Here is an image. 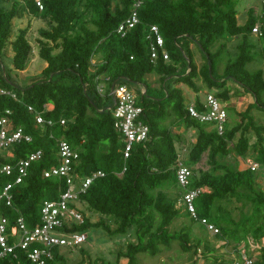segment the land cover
Masks as SVG:
<instances>
[{"label":"trees","instance_id":"1","mask_svg":"<svg viewBox=\"0 0 264 264\" xmlns=\"http://www.w3.org/2000/svg\"><path fill=\"white\" fill-rule=\"evenodd\" d=\"M238 1L142 0L138 23L121 36L118 25L129 16L134 0H43L42 9L29 0H0V88L8 92L0 93V117L7 115L13 127H22L31 135L30 141L21 140L9 148L12 155L1 151L0 163H14L36 150L42 152L39 159L31 162L22 182L12 185L11 205L0 197V213L9 223L22 216L27 227H34L39 222L42 202L57 198L67 188L64 176L43 174L60 165L58 141L64 139L78 154L73 170L76 181L94 171L104 173L79 193L77 206L84 219L74 224L73 230L85 232L88 227H96L112 236L132 230L135 240L117 255L126 258V264H139L138 253L155 255L174 240L183 251L201 253L204 258L211 256L213 264L232 262L234 258L213 254L215 249L208 242L192 238L189 226L169 229L181 216L198 223L178 205L185 192L176 178L183 149L182 131L178 129L184 127L185 131L193 130L195 139L183 158L193 171L190 187L205 188L194 200L197 215L218 229L216 237L234 245L244 242L250 257L253 254L248 243L252 238L258 244L254 261L264 264V244H259L264 237V189L259 181L264 176L244 163L249 158L264 162V123L251 114L252 109L264 112V72L246 68L256 57L264 63V30L256 34V41L251 40L255 35L251 28L258 15L250 7L245 21L239 24ZM25 13L48 23L38 29L37 38L38 56L45 66L19 85L8 76V70L26 69L32 45L27 28H19L12 36V20ZM151 25L159 28L168 59L159 55L151 61L146 37ZM232 38L240 41L231 57ZM189 42L201 51L203 62L199 66ZM8 46L11 57L6 55ZM149 73L158 75V88L147 84L145 75ZM198 80L226 103L227 121L222 134L187 111L189 101L180 84L196 92L194 102L199 106ZM114 81V86L133 83L145 87L136 95L142 107L141 118L149 128L148 137L135 143L126 159L122 154L123 137L114 127ZM244 94H250L252 102L237 111L231 98ZM231 112L237 116L233 123ZM38 113L53 123L36 124ZM204 154L207 167L197 174L194 165ZM12 180L0 174V194ZM233 197L251 206L249 213H243L238 220L223 202ZM93 215L98 216L96 221L91 220ZM79 249L83 252L82 247ZM52 252L49 264H68L61 248L55 247ZM239 253L237 248V257ZM83 263L81 258L79 264ZM0 264L33 263L18 247L0 256ZM101 264L120 263L102 260Z\"/></svg>","mask_w":264,"mask_h":264},{"label":"built area","instance_id":"2","mask_svg":"<svg viewBox=\"0 0 264 264\" xmlns=\"http://www.w3.org/2000/svg\"><path fill=\"white\" fill-rule=\"evenodd\" d=\"M14 1V0H4ZM21 2L25 0H19ZM34 5L42 9L43 0H29ZM261 7L256 11L258 19L251 28L253 34H261L264 30V0H260ZM142 5V0H134L132 10L129 16L118 25L117 32L123 36L130 28L138 23V9ZM149 41V52L151 61H155L159 55L163 59H168V54L164 49V38L156 25H151L146 35ZM5 89L0 88V93H6ZM8 93V92H7ZM111 94L114 99L113 115L114 127L123 137L122 154L123 158L129 157L132 147L135 143L146 140L148 137V125L142 120V107L137 103L136 93L125 84L113 86ZM50 107V106H48ZM29 110H33L28 106ZM187 111L190 116L203 123H209L216 129L218 134H222L227 121L226 103L216 97L215 93L208 91L201 105L189 101ZM8 114L9 111L6 110ZM36 124L51 125L52 120L45 119L42 114L36 115ZM60 122L63 124L64 119ZM21 140L30 141L31 135L25 133L22 127H13L11 119L7 116L0 117V152L12 155L9 148ZM58 151L61 163L44 171V176L61 175L64 176L67 188L55 199L44 200L40 206L39 222L34 227H27L22 216H19L15 223L10 224L9 219L0 213V256L14 252L15 248L20 247L27 252L28 258L33 264H49L53 258V249L55 247L74 248L86 240L84 231L73 230L74 224L83 222V215L77 206L78 195L84 192L91 181L104 173L100 170L94 171L84 179L75 180L76 174L73 172L74 163L78 157L77 152L64 139L58 141ZM41 150L30 153L26 158L18 161L0 163V174L11 176L13 180L7 182L0 194L5 199L7 205H11L10 190L12 185L22 182L27 175V169L32 161L41 157ZM245 164L251 170L259 172L264 176V162H258L253 159H247ZM125 169V168H124ZM123 169V170H124ZM193 175L192 168L183 162L179 156L176 178L180 188L184 189L179 203L183 205L184 210L189 217L196 219L207 231L217 233L218 229L207 219L197 215L194 200L201 194L205 188L190 187V178ZM11 241V242H10ZM228 264H256L253 257H250L244 250L240 251L239 256L234 258Z\"/></svg>","mask_w":264,"mask_h":264},{"label":"rangeland","instance_id":"3","mask_svg":"<svg viewBox=\"0 0 264 264\" xmlns=\"http://www.w3.org/2000/svg\"><path fill=\"white\" fill-rule=\"evenodd\" d=\"M253 7L257 10L260 9L261 4L260 0H239L237 4V9L239 10L238 13V23L242 24L246 19V11L248 8ZM12 36L18 31L19 28H27V37L32 45V55L31 59L26 67L25 70L17 72L14 69L8 70V76L11 80L19 85H23L29 77L38 75L41 70L45 66V61H43L38 56V29L42 27H47L48 23L45 19H41L35 16H32L28 13H25L20 18H14L12 20ZM231 45L229 46V56H234L236 53V43L240 41V38L231 39ZM251 40L256 41V35L251 37ZM185 43V47H186ZM191 51L194 54V58L196 60L197 65L199 66L203 62V58L201 57V51L194 45V43L189 42ZM6 55L12 56V51L10 47H7ZM228 55L224 56L225 61ZM95 62V59L93 60ZM223 66L220 64L218 69V73H221ZM246 68L250 71H255L257 69H263L264 72V63L258 57L254 58L251 62L246 64ZM145 79L149 87L151 88H158L160 85V80L158 75L155 73H149L145 75ZM197 83L201 86L199 90V95L204 99L206 93L209 91L206 87L203 86L201 80H198ZM142 84H128V87L132 89L135 93L141 89ZM183 94L188 101H193L195 98V93L192 89L187 87L184 84H180ZM203 86V87H202ZM144 87V86H143ZM145 89V87H144ZM153 90V89H152ZM141 91V90H140ZM157 91V90H156ZM159 94L160 92L157 91ZM231 102L237 111L244 110L248 103L252 102V97L250 94H244L239 98H231ZM251 114L254 116L255 120L260 123H264V112L259 111L256 109L251 110ZM237 119V116L234 112H231V120L230 122L233 123ZM178 129V128H177ZM182 131V146L183 149L181 151L182 156L186 158L188 150L191 146V142L194 140L193 130L189 129L187 131L184 130V127H180L178 129ZM253 137L255 135L253 134ZM254 139V138H253ZM252 139V140H253ZM206 154L203 155L202 160L194 165V170L197 174H199V170L206 168ZM260 184L262 189H264V179H260ZM169 192V191H168ZM171 195H174L176 191L169 192ZM224 204L229 208L231 211V215L235 220H238L243 213H249L251 206L250 203H244L242 201L237 200L236 198H227L224 201ZM178 205H181V202H178ZM183 207V205H181ZM184 208V207H183ZM98 216L93 215L91 217L92 221H96ZM187 225L191 228L192 231V238L199 237L202 240V243L208 242L211 247L215 249L213 254L220 255L221 257L226 258H236L237 248L238 250L246 251V245L244 242L234 245L233 242H227L226 239L221 238V236L216 237L214 233L207 231L205 227L199 225L198 223L192 222L188 217L181 216L175 219L172 224L169 226L170 230L179 229L182 226ZM113 227V224H111ZM86 240L81 243L79 246L75 247L74 249H69L68 247H62L61 250L63 251L65 257H67L68 264H79V260L81 258L84 259L83 264H91L94 259L98 258L96 264H101V261L115 263L118 261L120 264H126L127 259L124 257L118 258V252L125 251L126 245L129 242L135 240L132 230H130L126 235H109L107 232L100 228L96 227H88L85 230ZM249 248L252 251L253 258L257 254L256 248L258 244H256L252 238H249ZM201 243V244H202ZM259 244H264V237L261 239ZM80 247H82L83 252L80 251ZM203 249V245L200 246V250ZM247 252V251H246ZM197 256V257H196ZM139 264H213L212 257L204 258L201 256V253L196 255L192 251H183L180 249V246L177 240L171 242L169 247L162 246V249L159 253L155 255H150L148 253H138L136 255ZM90 258V259H89Z\"/></svg>","mask_w":264,"mask_h":264},{"label":"crops","instance_id":"4","mask_svg":"<svg viewBox=\"0 0 264 264\" xmlns=\"http://www.w3.org/2000/svg\"><path fill=\"white\" fill-rule=\"evenodd\" d=\"M195 61H196V60H195ZM202 87H203V86H202ZM140 90H141L142 92H144L145 89H144L143 86H141V89H140ZM211 92H213V91H211ZM213 93H214V92H213ZM195 96H196V93H195ZM199 97H200V95H199ZM200 99H202V98L200 97ZM194 140H195V139H194ZM194 140H193V141H194ZM193 141H192V142H193ZM180 156H181L182 158H184V156H182V153H181ZM244 163H245V162H244Z\"/></svg>","mask_w":264,"mask_h":264},{"label":"water","instance_id":"5","mask_svg":"<svg viewBox=\"0 0 264 264\" xmlns=\"http://www.w3.org/2000/svg\"><path fill=\"white\" fill-rule=\"evenodd\" d=\"M208 67H209V72H210L211 67H210V60H209V59H208ZM114 84H115V81H114L113 84H112V88H113Z\"/></svg>","mask_w":264,"mask_h":264}]
</instances>
